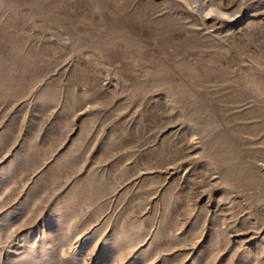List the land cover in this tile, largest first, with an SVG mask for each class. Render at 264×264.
<instances>
[{"label":"rangeland","instance_id":"rangeland-1","mask_svg":"<svg viewBox=\"0 0 264 264\" xmlns=\"http://www.w3.org/2000/svg\"><path fill=\"white\" fill-rule=\"evenodd\" d=\"M0 264H264V0H0Z\"/></svg>","mask_w":264,"mask_h":264}]
</instances>
